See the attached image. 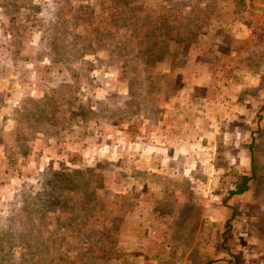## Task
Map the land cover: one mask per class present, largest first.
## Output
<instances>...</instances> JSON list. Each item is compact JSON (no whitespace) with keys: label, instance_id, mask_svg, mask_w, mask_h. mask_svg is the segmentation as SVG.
I'll return each instance as SVG.
<instances>
[{"label":"rangeland","instance_id":"obj_1","mask_svg":"<svg viewBox=\"0 0 264 264\" xmlns=\"http://www.w3.org/2000/svg\"><path fill=\"white\" fill-rule=\"evenodd\" d=\"M260 205L264 0H0V264H263Z\"/></svg>","mask_w":264,"mask_h":264},{"label":"crops","instance_id":"obj_2","mask_svg":"<svg viewBox=\"0 0 264 264\" xmlns=\"http://www.w3.org/2000/svg\"><path fill=\"white\" fill-rule=\"evenodd\" d=\"M244 155L246 156L245 153H244ZM242 176H246V175H242ZM248 186L249 185L246 184V187H248ZM252 193H253V191L250 192V188L248 187L242 193L236 194V195H234L232 197H235V196L243 197L246 194H248V197L246 199V200H248L249 197L252 195ZM234 210H236V209L235 208L230 209V216L227 217V218H230L231 217V214L233 213ZM260 210L261 211L259 213H257V216L256 215L250 216L249 217V223L246 222L245 224H242V227L241 228H242V236H244L243 239L246 240V241L249 240V242H252V244H254L255 246H257L256 247V250L259 251V252H261L260 254H262V253H264V221H263V219H261L260 215L261 216H264V205L263 206L260 205ZM235 220H236V217H233L232 218V221H235ZM236 224H238V223H236ZM246 231H247L248 234L246 233ZM233 232L234 231H231V238H232V236L234 238L236 237V234H234ZM231 250H230V252H232ZM236 250H240V249L239 248H235L233 251H236ZM260 254H257V256H259ZM263 261H264V259H263ZM213 264H228V263L223 261V262H216V263H213Z\"/></svg>","mask_w":264,"mask_h":264},{"label":"trees","instance_id":"obj_3","mask_svg":"<svg viewBox=\"0 0 264 264\" xmlns=\"http://www.w3.org/2000/svg\"><path fill=\"white\" fill-rule=\"evenodd\" d=\"M153 48L155 47H152V49L149 50V56L153 55ZM251 166L253 167V162L251 161ZM249 181V178L246 177V176H241V186L238 187V189H236L235 191L233 192H229V194L231 195H236V194H240L242 193L244 190H246V184L247 182Z\"/></svg>","mask_w":264,"mask_h":264}]
</instances>
